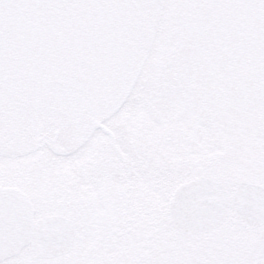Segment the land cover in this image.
Returning <instances> with one entry per match:
<instances>
[{"label":"snow or ice","instance_id":"obj_1","mask_svg":"<svg viewBox=\"0 0 264 264\" xmlns=\"http://www.w3.org/2000/svg\"><path fill=\"white\" fill-rule=\"evenodd\" d=\"M0 264H264V0H0Z\"/></svg>","mask_w":264,"mask_h":264}]
</instances>
